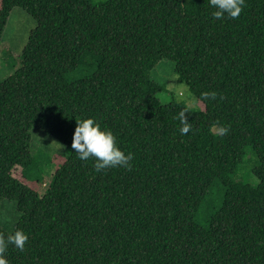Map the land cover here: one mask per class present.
<instances>
[{
    "label": "trees",
    "instance_id": "obj_1",
    "mask_svg": "<svg viewBox=\"0 0 264 264\" xmlns=\"http://www.w3.org/2000/svg\"><path fill=\"white\" fill-rule=\"evenodd\" d=\"M13 8L35 26L0 80V201L18 214L0 237L27 235L0 253L8 264H264V0L219 19L208 0H0V38ZM162 59L197 110L159 100ZM85 117L132 153L129 168L78 158ZM32 130L67 151L41 194L28 180L49 159L36 161ZM247 147L255 184L233 179Z\"/></svg>",
    "mask_w": 264,
    "mask_h": 264
},
{
    "label": "rangeland",
    "instance_id": "obj_2",
    "mask_svg": "<svg viewBox=\"0 0 264 264\" xmlns=\"http://www.w3.org/2000/svg\"><path fill=\"white\" fill-rule=\"evenodd\" d=\"M89 1L91 3H99L104 0ZM34 26L35 21L25 11L19 8H13L10 11L0 38V80L10 75L18 66L20 62L18 59L19 54L27 41L29 31ZM87 72L88 70L73 72L70 77L71 79H75ZM149 76L152 80L158 82L162 86V91L157 93V97L161 102L165 103L170 100H175L182 102L190 110H197L199 108L196 98L191 94V91L187 86L184 83L176 82L172 61L166 59L160 60L150 71ZM31 136L30 149L33 155H35L36 161H42L43 158L49 159V163L43 164L44 170H42V180L40 182H32L28 180L30 186L41 194L49 181L50 175L54 171V167L66 157L67 151L59 141L42 131L32 130ZM255 162V158L250 148L247 147L241 164L233 174V179H239L255 184L257 179L248 171ZM13 173L15 176H19L20 169L16 168ZM34 174L36 175V171ZM17 218L18 214L15 209V203L6 199L1 200L0 226L6 231H11Z\"/></svg>",
    "mask_w": 264,
    "mask_h": 264
},
{
    "label": "clouds",
    "instance_id": "obj_3",
    "mask_svg": "<svg viewBox=\"0 0 264 264\" xmlns=\"http://www.w3.org/2000/svg\"><path fill=\"white\" fill-rule=\"evenodd\" d=\"M244 0H208L210 15L213 18H236L241 12ZM202 97H214L213 91L201 92ZM177 117L180 121L179 132L183 135L187 133L190 125L186 122L184 112H178ZM226 128H220L223 133ZM71 148L78 158L85 160L93 158V167L96 171H101L111 167L129 168V161L132 158L131 152H124L117 144L111 130L102 128L92 117H85L76 120L71 134ZM27 235L23 230L16 229L0 237V253H3L8 244L14 245L21 251L24 249ZM0 264H8L3 255H0Z\"/></svg>",
    "mask_w": 264,
    "mask_h": 264
}]
</instances>
